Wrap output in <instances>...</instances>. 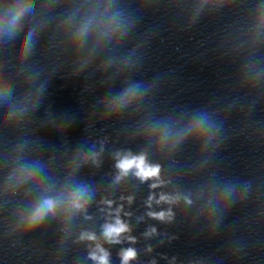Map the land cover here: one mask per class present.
<instances>
[{
	"label": "clouds",
	"instance_id": "9594fccd",
	"mask_svg": "<svg viewBox=\"0 0 264 264\" xmlns=\"http://www.w3.org/2000/svg\"><path fill=\"white\" fill-rule=\"evenodd\" d=\"M116 167L120 169L121 175H127L129 171L134 170V174L140 178L141 181H148L150 179L155 182L150 185L152 189H156L163 185L164 181L160 179V166L159 165H150L146 163L144 155L140 156H125L119 160ZM120 177H117L119 180ZM176 198L169 195L161 193L159 199H156L155 195H149L148 197V207L150 208L153 201L155 203H173ZM128 202H132V198L128 197ZM109 208L112 206V201H106ZM57 206V202L52 199H45L43 203L32 213L28 219V226H34L38 224L45 215L48 213H54ZM75 208L77 210L82 209L83 205L78 202H72L70 204V209ZM123 210V205L115 209V218L113 222L106 223L103 228V235L109 243H120L121 238L125 234L129 233V226L120 218V213ZM148 216L153 219H158L161 221L170 220L172 218L171 210L165 212H153L149 211ZM156 232L155 228H152L149 233L146 235H151ZM81 240L95 241L96 236L91 233H84L81 235ZM126 239L135 243V237L127 235ZM151 250V249H149ZM121 264H130V261H133L137 258V251L135 248L128 247L121 251ZM90 258L96 262V264H110L109 261V252L106 251L100 244H96L95 249L90 253Z\"/></svg>",
	"mask_w": 264,
	"mask_h": 264
}]
</instances>
